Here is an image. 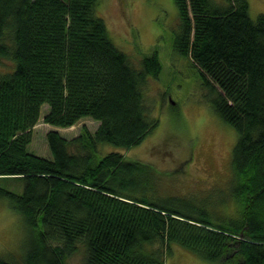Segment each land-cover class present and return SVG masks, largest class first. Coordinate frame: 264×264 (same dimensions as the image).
Returning <instances> with one entry per match:
<instances>
[{
	"label": "trees",
	"instance_id": "1",
	"mask_svg": "<svg viewBox=\"0 0 264 264\" xmlns=\"http://www.w3.org/2000/svg\"><path fill=\"white\" fill-rule=\"evenodd\" d=\"M175 4L174 50L237 136L229 189L241 215L138 196L150 165L118 151L99 157L98 144L136 146L157 126L144 97L162 68L156 51L133 65L98 0H0V65L13 63L0 71V177L22 180L21 193L0 187V196L27 233L19 260L0 264H67L78 249L84 264H168L173 243L214 263L264 264V13L253 19L248 0ZM44 104L45 123L99 124L71 139L50 130L52 157L35 155L28 146Z\"/></svg>",
	"mask_w": 264,
	"mask_h": 264
},
{
	"label": "rangeland",
	"instance_id": "2",
	"mask_svg": "<svg viewBox=\"0 0 264 264\" xmlns=\"http://www.w3.org/2000/svg\"><path fill=\"white\" fill-rule=\"evenodd\" d=\"M248 2L253 19L264 13V0ZM96 14L103 18L108 35L133 65L140 66L143 56L153 51L162 65L158 76H150L144 88L151 116L158 118L157 126L136 146L123 149L111 143L98 144L99 157L118 151L125 160L149 164L151 173L140 175L144 188L138 196L186 210H190L188 206H201L218 216H240V207L229 189L231 153L237 136L207 103L201 73L174 50L178 27L175 0H98ZM12 65L4 60L0 71L10 70ZM47 110V104L42 105L28 146L38 156L52 157L48 131L71 139L83 128L93 134L99 124L82 117L70 127L60 128L43 121ZM0 187L21 193L22 180L0 177ZM26 234L21 216L0 196V257L17 262L24 254ZM169 246L164 255L168 264H222L204 260L176 243ZM83 256V250L78 249L65 261L84 264Z\"/></svg>",
	"mask_w": 264,
	"mask_h": 264
}]
</instances>
